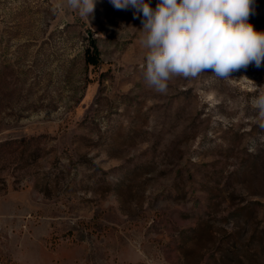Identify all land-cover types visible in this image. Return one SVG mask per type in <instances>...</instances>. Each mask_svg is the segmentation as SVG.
<instances>
[{"label": "rangeland", "instance_id": "obj_1", "mask_svg": "<svg viewBox=\"0 0 264 264\" xmlns=\"http://www.w3.org/2000/svg\"><path fill=\"white\" fill-rule=\"evenodd\" d=\"M142 19L0 0V264H264V61L158 93Z\"/></svg>", "mask_w": 264, "mask_h": 264}, {"label": "clouds", "instance_id": "obj_2", "mask_svg": "<svg viewBox=\"0 0 264 264\" xmlns=\"http://www.w3.org/2000/svg\"><path fill=\"white\" fill-rule=\"evenodd\" d=\"M117 10L142 14L140 45L147 50L144 82L166 93L173 76L197 78L206 70L221 78L264 61V32L249 23L253 0H110ZM87 18L96 0H67ZM247 79V78H244ZM248 80V79H247ZM251 106L264 121V87L255 88ZM264 128V123L260 124Z\"/></svg>", "mask_w": 264, "mask_h": 264}, {"label": "trees", "instance_id": "obj_3", "mask_svg": "<svg viewBox=\"0 0 264 264\" xmlns=\"http://www.w3.org/2000/svg\"><path fill=\"white\" fill-rule=\"evenodd\" d=\"M87 59V62H94V60L92 58H89V56L86 58Z\"/></svg>", "mask_w": 264, "mask_h": 264}]
</instances>
